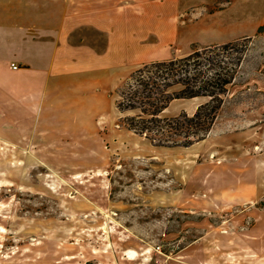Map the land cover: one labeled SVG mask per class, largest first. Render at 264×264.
<instances>
[{"label": "rangeland", "instance_id": "rangeland-1", "mask_svg": "<svg viewBox=\"0 0 264 264\" xmlns=\"http://www.w3.org/2000/svg\"><path fill=\"white\" fill-rule=\"evenodd\" d=\"M119 14L145 39L138 51L174 58L252 35L264 0H121ZM89 35L106 46L107 35ZM228 43L215 44L219 59L242 62L212 130L191 146H157L127 127L139 111L117 104L144 64L105 88L97 115L82 104L81 127L65 133L55 121L37 128L32 106L19 122L16 100L0 102V264H153L195 241L211 264H264V30ZM207 100L175 98L160 115Z\"/></svg>", "mask_w": 264, "mask_h": 264}, {"label": "crops", "instance_id": "crops-1", "mask_svg": "<svg viewBox=\"0 0 264 264\" xmlns=\"http://www.w3.org/2000/svg\"><path fill=\"white\" fill-rule=\"evenodd\" d=\"M26 5L30 8L24 9ZM120 6L121 0H0V102L16 100L17 113L23 115L19 122L32 112L21 107L32 106L37 128L44 120L55 121L56 130L64 133L78 129L81 120L74 115H80L81 105L88 106L90 101L97 115V99H104L103 91L116 85L121 72L169 59L150 55L152 48L149 53L138 51L145 39L135 37L136 23L121 18ZM261 25L264 21L252 35L211 44L255 36ZM167 29L166 24L165 36ZM90 33L107 35L106 46L93 43ZM13 63L18 67L14 69ZM113 69L118 70L114 73ZM209 250L195 241L176 256L162 253L153 264H211Z\"/></svg>", "mask_w": 264, "mask_h": 264}, {"label": "trees", "instance_id": "trees-1", "mask_svg": "<svg viewBox=\"0 0 264 264\" xmlns=\"http://www.w3.org/2000/svg\"><path fill=\"white\" fill-rule=\"evenodd\" d=\"M263 30L261 25L258 32ZM216 49V45L197 48L185 56L152 61L137 69L133 82L122 89L117 104L120 111H139L125 117L127 127L157 146L187 147L205 139L218 119L228 86L242 62L240 56L230 66L219 59ZM196 96L208 100L193 114L160 115L173 99Z\"/></svg>", "mask_w": 264, "mask_h": 264}, {"label": "built area", "instance_id": "built-area-1", "mask_svg": "<svg viewBox=\"0 0 264 264\" xmlns=\"http://www.w3.org/2000/svg\"><path fill=\"white\" fill-rule=\"evenodd\" d=\"M13 67H14V68H17L18 66L15 65V64H13ZM155 248H156L159 252H161V247H160V245H157Z\"/></svg>", "mask_w": 264, "mask_h": 264}]
</instances>
